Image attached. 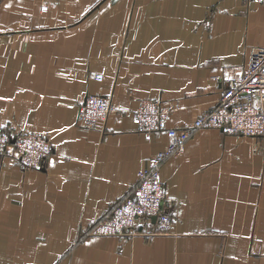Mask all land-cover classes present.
<instances>
[{
	"label": "crops",
	"instance_id": "1",
	"mask_svg": "<svg viewBox=\"0 0 264 264\" xmlns=\"http://www.w3.org/2000/svg\"><path fill=\"white\" fill-rule=\"evenodd\" d=\"M262 46L252 0H0V125L51 147L36 168L0 153V264H264V135L196 130L160 168L168 229L84 233L169 142L136 130L138 101L188 125ZM90 92L113 111L86 128Z\"/></svg>",
	"mask_w": 264,
	"mask_h": 264
},
{
	"label": "built area",
	"instance_id": "2",
	"mask_svg": "<svg viewBox=\"0 0 264 264\" xmlns=\"http://www.w3.org/2000/svg\"><path fill=\"white\" fill-rule=\"evenodd\" d=\"M264 4V0H252ZM102 75L95 79L102 80ZM113 111L110 95L86 93L77 106V120L86 128L104 124ZM172 108L161 100L142 98L133 110L136 130L145 139L164 132L168 144L137 171L136 181L128 187L98 219L86 228L87 235H116L131 232L142 219L155 217L154 224L161 231L171 225V219L163 210L165 192L160 168L167 158L180 154L191 134L201 128H218L224 133L246 136L264 135V46L255 48L247 67L231 76L216 103L197 115L190 124L180 127L167 126ZM12 146L22 167L36 168L51 151L50 144L42 134L23 131L15 135L0 125V153Z\"/></svg>",
	"mask_w": 264,
	"mask_h": 264
},
{
	"label": "water",
	"instance_id": "3",
	"mask_svg": "<svg viewBox=\"0 0 264 264\" xmlns=\"http://www.w3.org/2000/svg\"><path fill=\"white\" fill-rule=\"evenodd\" d=\"M155 220V217L154 216H152V221H154Z\"/></svg>",
	"mask_w": 264,
	"mask_h": 264
}]
</instances>
